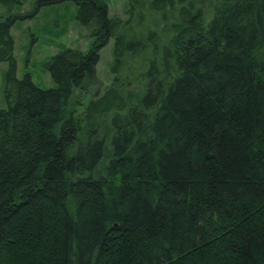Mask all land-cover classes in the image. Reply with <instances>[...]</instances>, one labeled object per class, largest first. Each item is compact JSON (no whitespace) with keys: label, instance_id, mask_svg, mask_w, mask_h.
I'll use <instances>...</instances> for the list:
<instances>
[{"label":"trees","instance_id":"obj_1","mask_svg":"<svg viewBox=\"0 0 264 264\" xmlns=\"http://www.w3.org/2000/svg\"><path fill=\"white\" fill-rule=\"evenodd\" d=\"M74 1L93 40L42 88L0 0V264H264V0Z\"/></svg>","mask_w":264,"mask_h":264},{"label":"rangeland","instance_id":"obj_2","mask_svg":"<svg viewBox=\"0 0 264 264\" xmlns=\"http://www.w3.org/2000/svg\"><path fill=\"white\" fill-rule=\"evenodd\" d=\"M55 0H25L16 4L11 11L22 15L11 27L15 41L14 55L17 61V77L23 78L30 74L34 83L42 88L56 85L48 68L52 56L64 47L78 48L86 51L90 48L93 37L89 30L80 25L76 19L78 5L74 0L54 2ZM109 14L119 15L126 19L128 0H107ZM6 4H0V14L8 15L10 11ZM115 38L111 37L107 45L100 51V61L96 67V75L87 83L84 93L78 92L83 104L78 107L82 114L89 100L111 84L113 74L110 66L113 61ZM8 62L0 63V107H7L5 97L6 73ZM134 79V78H132ZM135 83V82H134Z\"/></svg>","mask_w":264,"mask_h":264}]
</instances>
